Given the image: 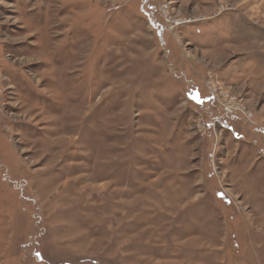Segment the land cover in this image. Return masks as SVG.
I'll return each mask as SVG.
<instances>
[{"label":"rangeland","instance_id":"374dc122","mask_svg":"<svg viewBox=\"0 0 264 264\" xmlns=\"http://www.w3.org/2000/svg\"><path fill=\"white\" fill-rule=\"evenodd\" d=\"M0 264H264V0H0Z\"/></svg>","mask_w":264,"mask_h":264},{"label":"built area","instance_id":"2783aa9c","mask_svg":"<svg viewBox=\"0 0 264 264\" xmlns=\"http://www.w3.org/2000/svg\"><path fill=\"white\" fill-rule=\"evenodd\" d=\"M162 12H169V6H163V7H162ZM229 109H230V110H227L228 113L233 114V113H234V112H233L234 110L231 109V107H229Z\"/></svg>","mask_w":264,"mask_h":264},{"label":"crops","instance_id":"0c3cea01","mask_svg":"<svg viewBox=\"0 0 264 264\" xmlns=\"http://www.w3.org/2000/svg\"><path fill=\"white\" fill-rule=\"evenodd\" d=\"M197 98H200V97L197 96ZM230 131H233V129L230 130ZM232 134H233V132H232ZM233 136H234L235 139H237V138H236V132L234 133ZM252 148H253V147H249V146H248V151L250 152V151L252 150ZM248 151H247V150H242L241 152H245V153H247ZM262 207H263V205H262Z\"/></svg>","mask_w":264,"mask_h":264}]
</instances>
